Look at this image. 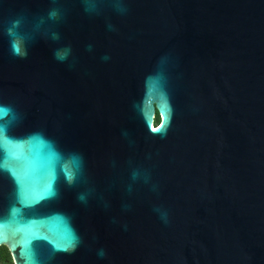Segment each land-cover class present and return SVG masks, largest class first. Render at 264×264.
<instances>
[{
    "label": "water",
    "instance_id": "obj_1",
    "mask_svg": "<svg viewBox=\"0 0 264 264\" xmlns=\"http://www.w3.org/2000/svg\"><path fill=\"white\" fill-rule=\"evenodd\" d=\"M0 161L13 264H264V0H0Z\"/></svg>",
    "mask_w": 264,
    "mask_h": 264
},
{
    "label": "trees",
    "instance_id": "obj_2",
    "mask_svg": "<svg viewBox=\"0 0 264 264\" xmlns=\"http://www.w3.org/2000/svg\"><path fill=\"white\" fill-rule=\"evenodd\" d=\"M156 122H159V115H156ZM0 263L1 264H13L11 256L4 246H0Z\"/></svg>",
    "mask_w": 264,
    "mask_h": 264
},
{
    "label": "snow or ice",
    "instance_id": "obj_3",
    "mask_svg": "<svg viewBox=\"0 0 264 264\" xmlns=\"http://www.w3.org/2000/svg\"><path fill=\"white\" fill-rule=\"evenodd\" d=\"M16 51L19 52V48L18 47H17ZM0 167H3L2 161H0ZM2 231H3L2 228H0V241H2V239H3V237H2ZM27 253H28V250L25 249V254L27 255Z\"/></svg>",
    "mask_w": 264,
    "mask_h": 264
},
{
    "label": "flooded vegetation",
    "instance_id": "obj_4",
    "mask_svg": "<svg viewBox=\"0 0 264 264\" xmlns=\"http://www.w3.org/2000/svg\"><path fill=\"white\" fill-rule=\"evenodd\" d=\"M156 115H157V114H155V124H158V122H156Z\"/></svg>",
    "mask_w": 264,
    "mask_h": 264
}]
</instances>
